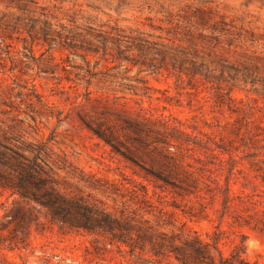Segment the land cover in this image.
<instances>
[{"label": "rangeland", "instance_id": "1", "mask_svg": "<svg viewBox=\"0 0 264 264\" xmlns=\"http://www.w3.org/2000/svg\"><path fill=\"white\" fill-rule=\"evenodd\" d=\"M99 32L148 40L130 60H194L223 77L118 64L102 51L87 64L81 46ZM263 84L264 0H0V139L29 157L41 151L67 190L110 209L136 210L148 191L153 211L140 212L161 231L196 233L217 258L260 264ZM7 195L0 264H177L95 248L57 225L33 227L26 248H12Z\"/></svg>", "mask_w": 264, "mask_h": 264}, {"label": "trees", "instance_id": "2", "mask_svg": "<svg viewBox=\"0 0 264 264\" xmlns=\"http://www.w3.org/2000/svg\"><path fill=\"white\" fill-rule=\"evenodd\" d=\"M45 26L43 34L47 41L48 24ZM123 38L119 32L115 35L97 33L96 41L89 40L87 46H81L84 62L89 64V56H96L102 51L103 55L111 54L117 59L105 61H117L118 64L126 61L154 69L166 64L177 68L180 73L186 72L191 76L204 75L208 81H221L223 77V72L214 74L212 69H205L194 60L190 61L191 66L188 67L184 66L185 60H160V65L156 64L155 60H130L127 51L136 49L143 53L149 47V42L144 37L135 38L131 42H123ZM62 46L74 47L66 39ZM112 49L115 53H112ZM98 62L99 60L96 65ZM231 91L232 89H229L226 92L227 98L230 103H235L236 99L231 95ZM230 108L236 111L232 106ZM8 141L7 137L0 139V194H8L7 202L12 199L11 203L4 205L3 213V220L11 225L12 248H26L27 235L33 227L45 230L57 225L63 233L92 236L94 242H97L95 248H100L101 242L105 250L106 246H115L120 251L143 256L151 263L173 257L177 264H260L225 257L220 250V256L217 258L213 255L210 244L196 233L169 235L161 231L158 224L151 222L140 212L142 210L151 214L153 211L148 207L151 202L148 199V191L147 200L135 201L139 208L133 211L127 208L120 211L110 209L89 196L69 191L56 176L53 166L42 159L41 151L29 157L11 146ZM39 159L43 160L44 164ZM43 264H50L49 259H45Z\"/></svg>", "mask_w": 264, "mask_h": 264}, {"label": "clouds", "instance_id": "3", "mask_svg": "<svg viewBox=\"0 0 264 264\" xmlns=\"http://www.w3.org/2000/svg\"><path fill=\"white\" fill-rule=\"evenodd\" d=\"M246 244L250 251L258 250L260 247V242L258 240L249 239L246 241Z\"/></svg>", "mask_w": 264, "mask_h": 264}]
</instances>
